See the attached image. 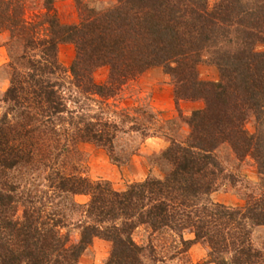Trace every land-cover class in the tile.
Here are the masks:
<instances>
[{
  "label": "trees",
  "instance_id": "16d2710c",
  "mask_svg": "<svg viewBox=\"0 0 264 264\" xmlns=\"http://www.w3.org/2000/svg\"><path fill=\"white\" fill-rule=\"evenodd\" d=\"M54 2L42 0L44 13L28 23L23 0H0L9 59L0 68L8 80L0 97V264H78L96 239L111 245L104 264L156 261L152 241L135 242L140 229L172 240L168 260L187 263L199 244L213 264H264V241H253L264 228V0H216L212 7L208 0H116L100 9L74 0L76 24L61 23ZM64 45L75 52L68 71L58 61ZM201 65L215 67L218 80H201ZM102 68L107 81L96 84ZM154 68L170 78L177 108L180 101L203 103L187 116L179 111L188 135H149L136 124L129 133H142V141L155 136L169 143L150 157L162 176L123 191L91 181L83 176L80 145L104 150L122 167L141 142L118 149L122 124L75 117L80 98L70 91L102 104ZM250 120L254 133L246 129ZM223 150L238 166L252 160L256 167L243 207L211 200L240 183L225 173ZM77 196L89 202L78 204ZM69 227L78 230L77 241L64 232Z\"/></svg>",
  "mask_w": 264,
  "mask_h": 264
},
{
  "label": "rangeland",
  "instance_id": "374dc122",
  "mask_svg": "<svg viewBox=\"0 0 264 264\" xmlns=\"http://www.w3.org/2000/svg\"><path fill=\"white\" fill-rule=\"evenodd\" d=\"M23 1L25 7V20L28 23L37 22L38 19L36 17L44 13L43 10L39 9L41 8L42 0ZM215 1L216 0H208L209 6L212 7ZM83 2H87L91 7L95 6L96 8L100 9L113 5L116 0H83ZM53 9L61 23H78V13L75 8L74 0H55ZM7 41L8 33L4 32L0 35V68L4 67L9 62L7 48L5 46ZM74 56L75 52L72 45H64L59 48L58 61L67 71L74 59ZM199 73L201 80H218V72L213 66L201 65L199 67ZM147 75L149 78H146ZM93 77L96 84H103L107 81L108 69L102 68L96 71ZM67 79H70L69 73L67 74ZM66 86L70 85L66 84ZM169 87L172 92L167 90ZM7 88L8 80L0 70V97ZM65 94L68 95L69 92L65 91ZM70 94L73 95V98H80V101L77 105L79 110L77 114H75V117L85 116L87 119H91L94 116L101 115L104 119L108 118L110 120H114L120 125L122 124V129L118 134V140L116 142L118 149L123 147V145L129 146L128 149H134L138 143L141 142L137 147L138 152L131 157L128 164L122 167L113 165L107 153L102 149H98L91 144H83L79 146V149L85 158L84 164L82 166L85 171L83 172V176L88 177L91 181H108L112 188L117 191H123L130 184L142 182L149 176H162V173H160V171L150 163V157H152L154 153L158 152H148L152 147L150 141L148 140L150 138H155V136L149 137L142 141V133H129L132 128L138 125L139 129L145 128L146 133H150L149 135L158 133L166 137H173L180 140L185 139L189 133V129L187 126L182 124L181 119L178 117L179 111L182 112L183 116H187L191 111L201 109L203 107V103L201 101H180L177 108L174 101L173 86L170 83V78L163 72L161 68L149 69L136 79L127 81L120 88L114 98L109 99L102 104L96 102L97 98L88 99L84 96L81 97L78 91L74 88H72ZM171 94L172 98H170ZM69 106L73 107V104H69ZM3 112L4 109L1 108L0 117L2 116ZM173 120L176 122L174 126L167 124L168 121ZM140 123L142 125H140ZM246 129L250 133L255 132V123L253 120H250L247 123ZM140 131L142 132V130ZM123 132H125V134H123ZM147 148H149L148 151ZM220 155V161L225 168V173L229 175H236L240 183L238 182L234 188H223L220 191L212 194L211 200L214 203L222 204L227 207H243L244 193L249 192L251 187H254L255 183L257 182L256 167L254 162L252 160L249 162L245 161L238 166L228 150H223L218 157H220ZM135 156L143 159L142 161L143 164H145L144 166L149 168L146 178H143V173L142 176H140V180H132V182L121 179L120 177H117V179L113 177V182L102 178V175H104L105 172H100V170H105V168H107V164L117 167L118 170L122 168V171H124L125 167L128 165L130 166V163L133 161ZM105 164L106 166H103ZM142 167L143 166L141 164V168ZM129 172H132L131 168L129 169ZM119 173L117 174L121 176V172ZM246 184L251 186L249 188H245ZM86 197L87 198L75 197V201L81 205L87 204L90 198L88 196ZM20 214L21 212H19L18 215ZM66 230L71 232V242L78 240L79 235L76 228L69 227V229H65L64 232ZM184 239L192 240L194 239V236L192 234H184ZM134 240L139 245L144 246H147L148 243L152 241L154 247L156 248V261L145 258V264H213L210 262L208 250L199 244L197 249H193V251L190 249L188 251V262L185 263L183 260H178L177 258L174 260H168L169 257L174 253V251L171 249L173 245L171 239H167L165 237L149 236L148 232L140 229L134 235ZM253 241L256 244L264 241V228L257 229L253 232ZM110 249L111 245L108 242L96 239L81 257L78 264H104L109 257ZM162 256L166 257V259L160 260Z\"/></svg>",
  "mask_w": 264,
  "mask_h": 264
},
{
  "label": "crops",
  "instance_id": "0c3cea01",
  "mask_svg": "<svg viewBox=\"0 0 264 264\" xmlns=\"http://www.w3.org/2000/svg\"><path fill=\"white\" fill-rule=\"evenodd\" d=\"M146 78H149L148 75H147ZM162 79L164 80L163 77H162ZM167 90L169 92H172L171 89H170V87H169V89L167 88ZM170 98H172V94H171V97ZM148 141H150V144L152 146L150 148V150H149V148H147V151L149 150L148 152H150V153L151 152H159V151L165 149L167 147V145H168L167 142H165L164 140H162L160 138H157V137L150 138ZM143 154H145V153H143ZM142 160L143 159H141L140 157L135 156L133 158V161H131L130 166L128 165L127 167H125L124 171H122V168L120 170H118L117 167L111 166V165H108L107 164V168L104 167L105 170H103V171L100 170V172H105L104 175L101 174L103 176L102 178L113 182V180H112L113 177L115 179H117V177H120L121 179L129 180V181L132 182V180L133 181L140 180V176H142V173H143V178H146L147 177V174L149 172L148 171L149 168L147 166L146 167L144 166L145 164H143V161ZM141 164L143 166L142 168H141ZM103 166H106V164L103 165ZM130 168L132 170L131 173L129 172V169ZM119 172H121V174H122L121 176L119 175L120 174ZM117 173H119V174H117ZM120 178H118V179H120ZM77 197L87 198L86 196H77ZM197 248H198V244L193 245L190 249H191V251H193V249H197Z\"/></svg>",
  "mask_w": 264,
  "mask_h": 264
}]
</instances>
